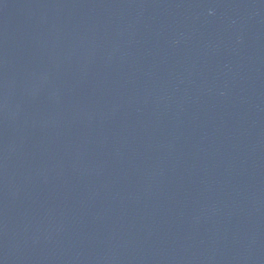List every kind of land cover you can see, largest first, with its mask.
<instances>
[{
	"label": "water",
	"instance_id": "95a60500",
	"mask_svg": "<svg viewBox=\"0 0 264 264\" xmlns=\"http://www.w3.org/2000/svg\"><path fill=\"white\" fill-rule=\"evenodd\" d=\"M0 264H264V0H0Z\"/></svg>",
	"mask_w": 264,
	"mask_h": 264
}]
</instances>
